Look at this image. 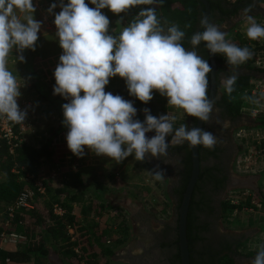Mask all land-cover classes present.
Returning <instances> with one entry per match:
<instances>
[{"label":"clouds","instance_id":"9594fccd","mask_svg":"<svg viewBox=\"0 0 264 264\" xmlns=\"http://www.w3.org/2000/svg\"><path fill=\"white\" fill-rule=\"evenodd\" d=\"M60 0L61 11L55 13L56 36L62 48L59 63L54 70L53 94L69 102L62 105V124L67 127V147L78 158L85 155V146L97 156H107L117 164L134 155L136 161L156 158L165 164L169 145L187 142L190 147L204 146L213 149L217 137L203 128L190 130L182 124L174 129L175 116H153L149 108L142 111L144 121L136 119L133 102L121 95L105 91L111 77L125 80L130 96L147 104L153 99V90L167 97V103L203 122H210L214 98L209 97L208 74L213 71L209 62L197 52L204 42L210 54H223L236 73L225 80V90L235 91L239 66L252 59L248 47H240L226 39L207 17L200 20L204 28L191 37V50L181 41L185 33L176 24L166 30L156 15L155 7L141 8L136 17L123 27L118 36L109 32L110 20L101 12L108 8L114 14L126 13L140 5H162L164 0ZM57 7L50 5L52 14ZM252 5L244 9L250 13ZM33 0H0V115L14 124L24 123L27 109H21L18 98L21 85L8 68V58L15 50L16 61L26 62L23 52L35 51L42 22L34 18ZM123 18H121L122 20ZM247 37L264 38V26L251 14L247 15ZM83 92V95H81ZM259 104L264 98L242 97ZM38 103V102H37ZM155 131L151 138L146 133ZM171 136L170 143L166 137ZM156 181H163L165 171L159 164L149 170ZM252 264H264V244Z\"/></svg>","mask_w":264,"mask_h":264},{"label":"rangeland","instance_id":"374dc122","mask_svg":"<svg viewBox=\"0 0 264 264\" xmlns=\"http://www.w3.org/2000/svg\"><path fill=\"white\" fill-rule=\"evenodd\" d=\"M56 3L57 7L50 14L47 9L51 4ZM60 0H33L36 11L34 18L42 22L38 32V41L36 49L32 51L26 49L23 52L26 62L16 61L17 53L15 50L8 58V68L16 76L18 82L23 85L24 79H27L25 86L20 88L22 95L17 101H26L29 103L27 117L21 128V138L28 145L37 147L48 138L50 130L67 128L62 124L63 109L60 99L62 96L53 94L55 85L54 70L59 63V56L62 54V48L59 45V39L56 36L57 28L54 24L55 13L61 11L59 7ZM67 4L68 1L64 0ZM264 2L260 1V7L252 15L256 22L264 26V16L260 12L264 10ZM262 8V9H261ZM221 31L227 34L226 39L239 41L247 45H261L258 58L255 64L264 66V38L251 40L247 37L248 27L247 15L241 13L226 22L216 25ZM125 25L117 24L115 35L118 36ZM257 78V79H256ZM225 78L220 81V91L225 87ZM262 79L257 75L250 76L248 86L256 90L262 88ZM125 80L118 75L111 77L109 84L105 86L106 92H111L116 87H127ZM242 90V93L243 91ZM83 93V92H81ZM241 93V94H242ZM255 97L260 98V93ZM64 99V98H63ZM241 110L245 115L246 121L239 123L232 131V135L237 144H240L238 153L234 160L235 174L242 178L250 177L251 174L258 175V185L261 186L264 181V151H259L256 144H264V110L260 113L251 115L253 108H263L264 98H260V105L243 99ZM38 102V103H37ZM153 116L166 115L175 116L176 121L184 120L186 113L183 109H178L168 105L167 97L161 96L158 91L153 90ZM68 130L60 132L55 140L59 161H53L51 164L44 165L39 172V178H49L53 186L67 185L68 187H81L86 195L92 199L103 201L110 207L111 214H119L116 221L122 220L127 226L124 232L120 229L112 230L113 237L122 236V244L114 251L113 259L123 264H133L124 259L125 250L136 253L134 239L137 238L136 226L138 221L133 219V214H153L160 220H169L174 212L173 203L170 200L167 191V179L156 181L153 179L150 169L153 167L146 162L136 161L134 155H130L125 160L117 164L107 156H97L85 146V155L81 158L73 155L67 147L66 134ZM155 131L146 133L151 138ZM237 160H242L236 164ZM241 163V164H240ZM236 165H239L236 166ZM242 165V166H241ZM52 172L53 175H52ZM52 178H51V176ZM240 177V178H241ZM251 182L248 185L229 187L225 198L232 203L242 202L244 197L253 196ZM261 190V187H260ZM263 192V190H261ZM255 199L252 198L250 207H242L238 212H232L229 220H222V226L243 236L239 251L259 249L264 244V209L255 205ZM175 208V207H174ZM76 211V210H75ZM157 222L151 220L149 227L154 230ZM5 245V244H2ZM47 264H62L60 255L54 251V246L48 243ZM242 264H247L251 259H240ZM252 263V262H251ZM31 264V263H22Z\"/></svg>","mask_w":264,"mask_h":264},{"label":"trees","instance_id":"16d2710c","mask_svg":"<svg viewBox=\"0 0 264 264\" xmlns=\"http://www.w3.org/2000/svg\"><path fill=\"white\" fill-rule=\"evenodd\" d=\"M68 1V0H67ZM261 0H207L208 2V19L215 25H220L222 22L235 17L241 13L243 15H253L260 7ZM89 7H95L90 0H85ZM252 5L250 13H245L244 9ZM155 7L156 15L160 20L165 30L173 24L179 26L180 30L185 33L181 43L186 49H191V37L197 31L202 32L200 20L202 18L204 7L199 0H164L162 5H140L129 9L126 13L114 14L108 8L101 9L110 20L109 32L115 35V27L117 24L127 26L136 17L141 8ZM264 12V10H263ZM121 18H123L121 20ZM240 47H248L253 52L252 59L245 64L239 66L242 74H238L235 91L229 95L225 87L221 89L219 97L215 103L231 117L245 116L241 110V103L245 95L242 90L248 86L250 76L257 75L264 79V66L255 64L261 45L251 46L243 44L239 41L228 39ZM198 54L209 62L207 48L204 42H201L196 49ZM215 63L217 72L224 70L225 67L231 69L236 68L229 66L226 57L223 54H215ZM238 70V71H239ZM209 78V74H208ZM221 79L216 74V90L220 87ZM126 85V84H125ZM114 95H121L125 100L133 102V106L137 109L136 119L144 121L145 114L142 111L144 108H149L153 115V107L151 101L147 104L141 102L138 98L130 96L127 87H116L111 91ZM242 93V94H241ZM248 95V92L246 93ZM65 98L60 99L63 105L67 103ZM187 117V116H186ZM191 123L194 125L196 117H190ZM264 123V122H263ZM187 125L186 119L174 122V129L180 125ZM14 133L20 141L13 146L12 152H9L8 144L0 139V215L4 220V208L8 206L16 197V195L24 188L31 187L32 182L25 180L26 174L38 175L40 169L53 161L62 159L59 157L56 147V137L67 128H59L50 130L48 138L37 146L33 147L24 142L19 133V124L12 123ZM170 143L171 136L166 137ZM259 151H264V144H256ZM174 146L183 147V144L170 143L169 149ZM238 149H241L240 144H237ZM187 147V156L185 161L186 176L182 183V188L178 191L177 207L187 183L191 161ZM199 146H197V152ZM199 157V154H198ZM44 186L43 194H36L33 200V207L29 210L15 211L13 216L9 218V225L6 227L0 226L1 231H14L25 236V241L17 246L14 250H6L0 247V264H5L3 260L7 258L10 263L21 264H47V255L49 250L48 243L54 246L56 254L60 255L62 264H123L113 259L114 251L122 244V236L113 237L112 230L127 229V226L122 220L116 221L118 213L111 214L110 207L103 201L92 199L86 195L85 190L80 186L76 188L65 185L53 186L49 178L42 179ZM253 196L244 197L242 202L232 203L229 199H224L221 203V211L223 219L229 220V215L232 212H238L242 207H250L252 198L259 207L264 209V194L261 190L252 192ZM186 212L185 230L186 237L189 239V221L188 213ZM61 211L57 213L55 208ZM76 210V211H75ZM186 242L188 243V239ZM242 243V242H241ZM240 243V245H241ZM259 249H252L241 253L236 252L241 256L249 257L251 261L247 264H252L254 257ZM219 264H235L231 254L225 253L219 258ZM192 264V262L190 263Z\"/></svg>","mask_w":264,"mask_h":264},{"label":"flooded vegetation","instance_id":"af4514ba","mask_svg":"<svg viewBox=\"0 0 264 264\" xmlns=\"http://www.w3.org/2000/svg\"><path fill=\"white\" fill-rule=\"evenodd\" d=\"M234 73L236 70L229 67L217 72L216 66L215 83L216 74L220 79H226ZM239 74H242L241 70H239ZM218 90L219 88L216 90L215 86L212 97L214 98V108L211 120L207 123L202 121L200 127L216 135L217 144L211 150L200 145L197 152V157L199 154L198 174L191 190L190 198L192 199L188 213L189 239L186 237L185 230V237L189 240L188 243L186 242L189 264L191 262L192 264H219V258L225 253L232 255L235 264H242L241 258L249 259V257L236 253L239 252L244 235L235 234L222 226L221 211V203L225 199L228 188L235 187L236 180L241 177L235 174L233 165L238 153V146L232 131L246 119L244 116L231 117V115L224 113L215 103L221 91ZM186 116L187 127L190 130L196 125L197 118L193 125L190 120L191 116L187 114ZM187 145L190 154V146L187 142L183 143V147L174 146L169 149V157L165 158L168 160L167 164L163 162V158L161 160L146 158V162L152 167L159 164L160 168L165 171V179L168 183L167 191L173 203L174 212L171 213L173 215L168 221L160 220L148 212L146 214L138 213L133 217L139 223L135 228L137 238L134 239V247L137 248V252L131 253L127 249L123 255L124 259L133 264H180L176 232L177 201L178 191L182 188V181L186 176L187 147L185 146ZM250 177L252 178L250 190L252 192L260 191L258 175L254 173ZM188 207L189 205H187V209ZM151 220L157 222V227L154 230L149 227Z\"/></svg>","mask_w":264,"mask_h":264},{"label":"built area","instance_id":"2783aa9c","mask_svg":"<svg viewBox=\"0 0 264 264\" xmlns=\"http://www.w3.org/2000/svg\"><path fill=\"white\" fill-rule=\"evenodd\" d=\"M264 2V0H263ZM264 8V7H263ZM262 9V8H261ZM257 79V78H256ZM261 90L260 89H255L254 87H249L247 89H243V94L247 95L246 93L248 92L247 96H255L256 93H262L264 92V79H262V83H261ZM81 95H83V93H81ZM259 98V97H258ZM65 101H68L67 99H65ZM244 101V100H243ZM18 105L20 106V108L23 109H27L29 108V103L26 101L20 102L17 101ZM69 102V101H68ZM260 105V104H257ZM261 106V105H260ZM255 110H252L253 112L250 113L251 115H255V113H260L261 111L264 110V105L263 108H253ZM23 123L19 124V133H21V126ZM0 139H3L7 144H8V149L9 152H12V148L13 146H15L20 139L17 137V135L14 133L13 127H12V122L7 120V118L5 116L0 115ZM242 160H237L236 164L241 162ZM243 162V161H242ZM241 162V163H242ZM240 163V164H241ZM239 167V165H236ZM242 166V165H241ZM40 169V173H41ZM54 172H52L53 175ZM51 176V174H50ZM52 178V176H51ZM42 179L45 178H39L38 175H34V174H26L25 175V180H30L32 182L31 187H27L22 189L14 198V200L4 208V216L5 219L4 220H0V226L6 227L9 225V218H11L14 214L15 211H19V210H29L33 207V200H34V196L36 194H43L44 193V186L42 183ZM261 190H263V194H264V181L261 184ZM256 206L259 207V204H255ZM55 212L60 213V209L59 208H55L54 209ZM0 219H1V215H0ZM25 241V236L21 233L18 232H14V231H1L0 232V243L1 244H7L13 247L19 246L20 244H22ZM3 262L5 264L10 263L9 260L7 258H5L3 260Z\"/></svg>","mask_w":264,"mask_h":264},{"label":"water","instance_id":"95a60500","mask_svg":"<svg viewBox=\"0 0 264 264\" xmlns=\"http://www.w3.org/2000/svg\"><path fill=\"white\" fill-rule=\"evenodd\" d=\"M199 2L204 7V12H203L202 17L208 18L209 7H208L207 0H199ZM260 12L264 16L263 10H261ZM201 28L203 31L204 28L202 26ZM207 53H208L209 64L213 69V71L209 73V97L212 98L215 92L216 63H215V54H210L208 49H207ZM201 123L202 121L197 118L195 127L200 128ZM196 149H197V146L190 147L191 172H190L188 181L186 183L185 189L182 193L179 206L177 208L176 232H177V245H178V251H179L180 264H189L187 243H186V237H185V219H186V210H187V205L189 202L191 190H192V187L194 185V182L198 174V157H197ZM251 180H252L251 177L237 179L234 186L248 185L251 182Z\"/></svg>","mask_w":264,"mask_h":264},{"label":"crops","instance_id":"0c3cea01","mask_svg":"<svg viewBox=\"0 0 264 264\" xmlns=\"http://www.w3.org/2000/svg\"><path fill=\"white\" fill-rule=\"evenodd\" d=\"M138 214V213H137ZM136 215V213L135 214H133L132 216L134 217ZM132 217V218H133ZM0 247L2 248V249H6V250H14L16 247H13V246H10V245H7V244H5V245H2L1 243H0ZM48 256V255H47ZM8 264H14V263H8ZM22 264V263H21Z\"/></svg>","mask_w":264,"mask_h":264}]
</instances>
